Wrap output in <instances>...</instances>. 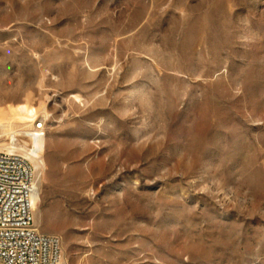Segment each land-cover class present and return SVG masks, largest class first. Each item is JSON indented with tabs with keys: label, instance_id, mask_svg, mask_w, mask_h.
I'll use <instances>...</instances> for the list:
<instances>
[{
	"label": "rangeland",
	"instance_id": "obj_1",
	"mask_svg": "<svg viewBox=\"0 0 264 264\" xmlns=\"http://www.w3.org/2000/svg\"><path fill=\"white\" fill-rule=\"evenodd\" d=\"M0 124L63 264H264V0H0Z\"/></svg>",
	"mask_w": 264,
	"mask_h": 264
},
{
	"label": "built area",
	"instance_id": "obj_2",
	"mask_svg": "<svg viewBox=\"0 0 264 264\" xmlns=\"http://www.w3.org/2000/svg\"><path fill=\"white\" fill-rule=\"evenodd\" d=\"M33 171L16 151H0V264H63L59 238L35 225Z\"/></svg>",
	"mask_w": 264,
	"mask_h": 264
},
{
	"label": "bare ground",
	"instance_id": "obj_3",
	"mask_svg": "<svg viewBox=\"0 0 264 264\" xmlns=\"http://www.w3.org/2000/svg\"><path fill=\"white\" fill-rule=\"evenodd\" d=\"M0 126H2V125L0 124ZM0 150H1V147H0ZM2 150L13 152L15 150V148L13 146H11V144H9V146L6 149H2ZM25 155L28 158H31V157L35 158V160H37L39 163L42 161L41 157L39 156V154L37 152H35V151L33 153H31V157L26 152H25ZM33 186L34 187H33V193H32V196H31V202H32L33 213H34V210H36V208L38 206V203H39V176H38L37 173H35V180H34V185ZM34 217H35V213H34Z\"/></svg>",
	"mask_w": 264,
	"mask_h": 264
}]
</instances>
